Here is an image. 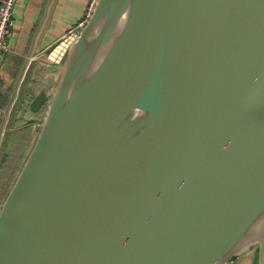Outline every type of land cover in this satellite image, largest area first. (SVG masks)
Here are the masks:
<instances>
[{"label":"water","instance_id":"95a60500","mask_svg":"<svg viewBox=\"0 0 264 264\" xmlns=\"http://www.w3.org/2000/svg\"><path fill=\"white\" fill-rule=\"evenodd\" d=\"M132 4L44 52L0 264H216L264 206V0H137L123 27Z\"/></svg>","mask_w":264,"mask_h":264},{"label":"crops","instance_id":"0c3cea01","mask_svg":"<svg viewBox=\"0 0 264 264\" xmlns=\"http://www.w3.org/2000/svg\"><path fill=\"white\" fill-rule=\"evenodd\" d=\"M88 2L17 0L10 47L2 60L0 153L15 124H25L29 113L26 103L46 77L58 71V65L45 60L44 52L73 29L83 17Z\"/></svg>","mask_w":264,"mask_h":264},{"label":"bare ground","instance_id":"6f19581e","mask_svg":"<svg viewBox=\"0 0 264 264\" xmlns=\"http://www.w3.org/2000/svg\"><path fill=\"white\" fill-rule=\"evenodd\" d=\"M138 5L137 0H133L132 7L129 8L128 16L123 18L122 26L129 27L133 17L134 12L137 11ZM124 30V29H123ZM264 236V206L254 220L247 226L242 227L234 236L233 240L227 247L226 253L218 260L216 264H222L226 258L233 252L244 249L247 245L251 243H259ZM25 264H34V259L31 258L26 261Z\"/></svg>","mask_w":264,"mask_h":264},{"label":"built area","instance_id":"2783aa9c","mask_svg":"<svg viewBox=\"0 0 264 264\" xmlns=\"http://www.w3.org/2000/svg\"><path fill=\"white\" fill-rule=\"evenodd\" d=\"M95 1L96 0H89L83 17L75 24L73 29H71L66 35L75 32L78 28L84 25L85 21L88 19V17L92 12ZM16 2L17 0H0V84L3 81L2 60L10 47V37L12 34V27L14 24L13 10ZM0 111H2L1 104H0Z\"/></svg>","mask_w":264,"mask_h":264},{"label":"rangeland","instance_id":"374dc122","mask_svg":"<svg viewBox=\"0 0 264 264\" xmlns=\"http://www.w3.org/2000/svg\"><path fill=\"white\" fill-rule=\"evenodd\" d=\"M78 31V30H77ZM76 33V32H75ZM41 111L40 112H37V113H35V114H32V113H27V118H34V119H36V120H38L39 118H40V116H41ZM24 129H29V133H28V131H27V133H28V137H29V140H28V145L27 146H25V147H22V150H23V152H22V150H21V152H20V155H17L16 157L18 158V159H20L19 161H18V166H17V168H16V170H15V172H14V174H13V176L12 177H6V180H7V184H8V189L6 190V193H5V196L7 195V193H8V191H9V189H10V187L12 186V184H13V182L15 181V179H16V177H17V174H18V172H19V169H20V167L22 166V164H23V161H24V159H25V156H26V153H27V151H28V149H29V147H30V145H31V141H32V129L30 128V127H28L27 126V124H26V122H25V124L24 125H22L21 123H17V124H15V126H14V128H12V137H8L7 139H8V141L4 144L5 146H4V149H3V151L0 153V174H1V170H2V167L4 166V162L9 158V156H10V153H11V148H12V146H15L16 144H17V140H18V138L21 136L20 135V133L22 132V131H24ZM7 144V145H6ZM26 148V149H25ZM25 151V152H24ZM24 153V154H23ZM12 156H14V154L12 155ZM11 156V157H12ZM10 180H11V182H10ZM5 196L3 197V199H2V201L4 200V198H5ZM1 201V202H2ZM0 202V203H1ZM254 256H256V255H254ZM253 256V257H254ZM234 259H236V258H233L232 260H230V264L231 263H233L232 261H234ZM255 258L254 259H250L249 261H248V264H255Z\"/></svg>","mask_w":264,"mask_h":264},{"label":"trees","instance_id":"16d2710c","mask_svg":"<svg viewBox=\"0 0 264 264\" xmlns=\"http://www.w3.org/2000/svg\"><path fill=\"white\" fill-rule=\"evenodd\" d=\"M27 131L29 133V129H24V131H22L20 133L21 136L18 138L17 144L15 146H12L10 156L4 162V166L2 167L1 174H0V202L2 201L3 197L5 196L6 190L8 189L6 177H12L17 166H18V161L20 159H18L16 156L20 155L22 147H25L28 145L29 137H28ZM8 137H12V134L10 133ZM23 150H22V152H23ZM13 154H14V156H12ZM10 182H11V180H10Z\"/></svg>","mask_w":264,"mask_h":264},{"label":"flooded vegetation","instance_id":"af4514ba","mask_svg":"<svg viewBox=\"0 0 264 264\" xmlns=\"http://www.w3.org/2000/svg\"><path fill=\"white\" fill-rule=\"evenodd\" d=\"M23 125H24V123H23Z\"/></svg>","mask_w":264,"mask_h":264}]
</instances>
